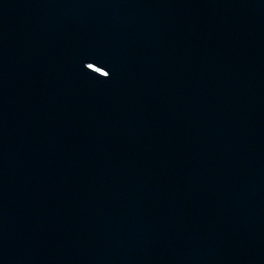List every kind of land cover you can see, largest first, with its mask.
I'll return each mask as SVG.
<instances>
[{
	"label": "water",
	"instance_id": "water-1",
	"mask_svg": "<svg viewBox=\"0 0 264 264\" xmlns=\"http://www.w3.org/2000/svg\"><path fill=\"white\" fill-rule=\"evenodd\" d=\"M0 264H264V0H0Z\"/></svg>",
	"mask_w": 264,
	"mask_h": 264
}]
</instances>
